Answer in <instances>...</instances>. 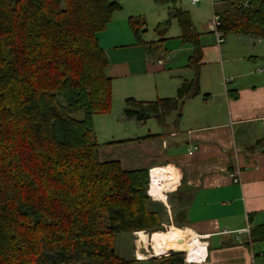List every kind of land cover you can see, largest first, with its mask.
Masks as SVG:
<instances>
[{
    "label": "trees",
    "instance_id": "obj_1",
    "mask_svg": "<svg viewBox=\"0 0 264 264\" xmlns=\"http://www.w3.org/2000/svg\"><path fill=\"white\" fill-rule=\"evenodd\" d=\"M119 9L112 0H0V264H186L182 251L140 260L116 249L121 234L150 233L152 245L170 240L164 206L149 195L150 169L99 159L94 116L113 105L99 34ZM175 17L197 46L198 65L189 14ZM129 23L140 38L142 19ZM217 29L264 35V0L230 2ZM134 102L127 100L140 119L178 106ZM252 235L264 239V226Z\"/></svg>",
    "mask_w": 264,
    "mask_h": 264
},
{
    "label": "crops",
    "instance_id": "obj_2",
    "mask_svg": "<svg viewBox=\"0 0 264 264\" xmlns=\"http://www.w3.org/2000/svg\"><path fill=\"white\" fill-rule=\"evenodd\" d=\"M112 1L121 9L99 40L121 113L113 120L133 116L137 108L129 99L144 104L175 99L178 106L163 120L149 117L155 121L146 132L101 144L100 161L119 162L125 171L165 172L161 215L172 225L169 239L186 230L206 246L201 261L186 264H264V239L252 235L264 226V147L248 152L264 144V35L218 31L213 17L219 24L229 3L238 0H188L189 9L181 0ZM176 10L189 14L202 51L198 65L191 63L197 46L184 36ZM130 17L142 19L147 28L151 20L160 38H138ZM128 118L141 123L138 115ZM155 245L156 255L170 251L168 242Z\"/></svg>",
    "mask_w": 264,
    "mask_h": 264
},
{
    "label": "rangeland",
    "instance_id": "obj_3",
    "mask_svg": "<svg viewBox=\"0 0 264 264\" xmlns=\"http://www.w3.org/2000/svg\"><path fill=\"white\" fill-rule=\"evenodd\" d=\"M185 1L187 2L188 0H181L180 1L181 3L180 2L179 3L183 4L184 7H186L187 5H186ZM186 8L189 9L188 7H186ZM213 19H214V17H213ZM199 21L202 22L203 18H199V20L197 19L196 20L197 24H200ZM174 23L176 25V28L178 30H180L176 24L177 23L176 20H174ZM148 26H149L148 27L149 29L147 28V26L141 25L140 36L146 35V38L148 40L160 38V34L158 33L159 29L158 28L156 29V27L154 26V24L151 20L148 21ZM145 29H147V31H149L148 34H147V31H145ZM106 30H107V28L99 34V37H101V34L104 33ZM178 30H177V32H179ZM100 43L103 46L104 41H102V42L100 41ZM118 105H119L118 100L116 99L113 102L112 108L109 112L99 113V114H96L94 116L93 121H94V127H95V134L97 136V141L100 144H104V143L111 141V140H120L121 138H125V136H127V134H133L140 129H142V132H146V130L149 129L151 123H153V121H155V120H153L152 122L151 121L148 122L149 114L146 111L141 112V113H146L143 116L145 118L140 119L141 123L139 121H137L136 119L128 118V117H133V116H130L129 114H126L127 117L124 115V118L128 119L126 121H120L119 119L113 120L114 118L121 116V113H118L119 112ZM79 117L82 118L83 114H79ZM159 119L163 120V118H159ZM145 121H147V122L144 123ZM164 126H165V124H164ZM149 188H150V186H149ZM151 198H152V200H154L158 204H160L161 207L165 206V203L158 201L157 199L153 198L152 196H151ZM168 222H171V221L168 220ZM163 225H164V231L169 229V231L172 232L173 228H170V226H172V225L167 223V221L165 223H163ZM170 232H168V234H170ZM146 234L148 235V237L151 236L150 233H146ZM139 240H140V237L137 235V233H135L134 236L129 235V234H121L117 238L116 249L121 256L128 258V259L136 258V259H140V260H145V259L152 258V257L166 256V255L160 256L159 253H158L159 256L156 255L154 252L155 250L153 251V249H152L151 241H148L145 245L139 246ZM171 240L172 239L170 238V240L168 241L169 245L172 243ZM162 251H164V250H162ZM174 251H182V252L186 253V251H184V250H174ZM136 264H155V263L152 261H140V262H136Z\"/></svg>",
    "mask_w": 264,
    "mask_h": 264
},
{
    "label": "bare ground",
    "instance_id": "obj_4",
    "mask_svg": "<svg viewBox=\"0 0 264 264\" xmlns=\"http://www.w3.org/2000/svg\"><path fill=\"white\" fill-rule=\"evenodd\" d=\"M151 187L150 194L157 200L167 202L166 198V174L161 169H154L151 172ZM176 232V231H175ZM148 242V236L146 233L141 234L140 243L145 245ZM206 246L200 241L199 237L191 235L188 231H177L172 237V243L170 244V251L172 250H184L187 254V261L198 262V259L205 253ZM198 259V261H196Z\"/></svg>",
    "mask_w": 264,
    "mask_h": 264
},
{
    "label": "built area",
    "instance_id": "obj_5",
    "mask_svg": "<svg viewBox=\"0 0 264 264\" xmlns=\"http://www.w3.org/2000/svg\"><path fill=\"white\" fill-rule=\"evenodd\" d=\"M198 1H199V0H193L194 3L198 2ZM214 21H215V22L217 23V25H218V17H215V18H214ZM221 41H222V38L219 37V42H221ZM237 176H238V175L235 176V177H236V178L234 179L235 182H238V181H239V177H237ZM149 186H150V185H149ZM149 195L152 196V195L150 194V188H149ZM152 197H153V196H152ZM153 198H154V197H153ZM169 253H170V252H169ZM169 253H168V254H169ZM168 254H167V255H168ZM187 260H188V259H187V254H186L185 261H187Z\"/></svg>",
    "mask_w": 264,
    "mask_h": 264
},
{
    "label": "water",
    "instance_id": "obj_6",
    "mask_svg": "<svg viewBox=\"0 0 264 264\" xmlns=\"http://www.w3.org/2000/svg\"><path fill=\"white\" fill-rule=\"evenodd\" d=\"M150 179H151V173H150ZM150 182H151V180H150Z\"/></svg>",
    "mask_w": 264,
    "mask_h": 264
}]
</instances>
